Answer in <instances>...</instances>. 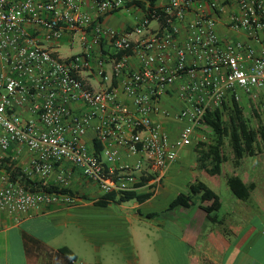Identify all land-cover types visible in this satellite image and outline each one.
I'll list each match as a JSON object with an SVG mask.
<instances>
[{
	"label": "built area",
	"instance_id": "1",
	"mask_svg": "<svg viewBox=\"0 0 264 264\" xmlns=\"http://www.w3.org/2000/svg\"><path fill=\"white\" fill-rule=\"evenodd\" d=\"M228 6V29L257 48L219 36ZM129 9L140 13L129 29L103 24ZM173 88L171 110L162 104ZM262 88L264 0H0V158L26 151L24 174L59 190L79 172L104 195L155 194L208 111ZM163 119L179 125L169 132ZM79 201L0 168V228Z\"/></svg>",
	"mask_w": 264,
	"mask_h": 264
},
{
	"label": "crops",
	"instance_id": "2",
	"mask_svg": "<svg viewBox=\"0 0 264 264\" xmlns=\"http://www.w3.org/2000/svg\"><path fill=\"white\" fill-rule=\"evenodd\" d=\"M155 2L161 5L167 0ZM232 8L228 6L218 18L219 36L257 48L244 34L228 29L227 16ZM122 12L130 14L133 22L122 25L121 31L129 29L140 16L137 9ZM114 15L103 19L106 27L112 28L109 21ZM237 95L250 125L259 132L255 154L243 157L239 164L234 165L230 152V155L226 154L228 161L222 165L221 174L211 176L204 170H196L193 150L186 148L192 154L189 170L198 172L201 178L207 175L213 179L212 185L203 183L220 200L219 210L213 213L215 221H210L198 206L168 210L170 202L180 193L167 201H164L163 194L169 188L179 186L181 178L189 171L179 167L180 155L165 171L158 191L144 203L137 202L131 206L133 216L128 213L126 218L109 212L111 204L116 202H109L106 206L96 204L104 194L75 172L70 186V190L80 198L75 206L45 207L20 222L3 218L0 264H264V88L253 96L243 91H237ZM178 103L176 88H173L162 105L173 110ZM258 110L261 117L256 120L253 115ZM162 121L169 132L179 125L168 119ZM199 134L200 128L195 130V140ZM86 142L98 151L101 148L95 143L92 132L87 134ZM11 150L13 155L16 154L13 148ZM136 160V156L128 159L131 163ZM17 162L22 168L27 165L26 151L18 154ZM230 176L239 177L243 184L253 186L246 199H237L231 193L226 184ZM219 179L224 180L227 191L231 193L225 200L219 193ZM194 182L186 181L183 185L187 190ZM159 201H163L161 209L146 213L140 211L142 205ZM117 204L121 206L122 203ZM147 214L154 215L146 217ZM143 218L149 220L147 229H141L137 223V219ZM122 241L123 251L120 249Z\"/></svg>",
	"mask_w": 264,
	"mask_h": 264
},
{
	"label": "trees",
	"instance_id": "3",
	"mask_svg": "<svg viewBox=\"0 0 264 264\" xmlns=\"http://www.w3.org/2000/svg\"><path fill=\"white\" fill-rule=\"evenodd\" d=\"M151 5H153V1H151ZM139 6L145 11L143 5L139 4ZM253 117L256 120L260 119L259 110L254 112ZM203 127L210 130L212 140L208 144L196 140L195 153L198 155L196 162L200 170H204L211 176L220 175L222 165L228 161V156L225 153L226 144L233 154L234 165L239 164L243 157L253 156L256 152L259 132L250 125L244 108L233 96H228L218 108L205 114ZM12 156L13 151L10 148L6 152V156L0 158V168L7 171L12 180H18L32 191H61L74 197L77 196L70 189L59 190L51 184L28 178L17 160L12 159ZM226 184L237 199H246L253 188L252 185L243 184L239 177L233 176L227 178ZM151 196L152 194L149 192L110 193L103 195L100 200L96 201V204L106 206L109 202L124 203L130 200H135L141 204L150 199ZM193 206H198L206 213L210 221H215L213 213L219 210L220 200L206 184L197 180L188 186L185 193H180L170 202L168 210L176 207L190 208ZM153 215L147 214L146 217H152Z\"/></svg>",
	"mask_w": 264,
	"mask_h": 264
},
{
	"label": "rangeland",
	"instance_id": "4",
	"mask_svg": "<svg viewBox=\"0 0 264 264\" xmlns=\"http://www.w3.org/2000/svg\"><path fill=\"white\" fill-rule=\"evenodd\" d=\"M133 22V19L132 17L130 16V14L126 13V12H122V13H117L115 14L111 20L109 21V26H111L112 28L114 29H118V31H121L120 28L121 26H125V24L127 23H132ZM68 49L66 47V45L64 46L63 48V53H67ZM98 85L94 82V87H97ZM247 116H249L247 114ZM200 137H198L197 140L203 142V143H210L211 140H212V134L210 132L209 129H207L206 127H201L200 128ZM195 144H196V140L193 141L192 145L190 147H188V149L190 148V150L192 149V153L194 155V159H197V154L195 153ZM230 149L228 146H225V153L230 155ZM192 154L188 153V150L187 149H184L181 153H180V165L179 167L184 169V170H189V159H190V156ZM196 163V164H195ZM193 166H195L196 170H199L198 166H197V162L194 161V164ZM182 180V183L179 184V186H177L176 188L174 189H177V190H174L172 188H169L167 191H165V193L163 194V196L165 197V200L164 201H167V200H171L175 194L177 193H185L187 190L186 188L184 187V182L186 181H196V180H199L201 182H205L209 185H212L213 184V179H211L210 176H203L202 178L199 177L198 175V172L196 171H187L186 174H184L183 178H181ZM180 182V181H179ZM219 193L222 197V199H226L228 196L231 195L230 191H227L226 189V186H225V183H224V180L222 179H219ZM162 202L163 201H159V203H156V202H153V203H147L145 205H142L140 207V211H142L143 213H146V212H150V211H153V210H159L161 209V207H163L164 205H162ZM137 202L135 200H130V201H127V202H124L120 205H118L117 203H112L111 204V209L109 210V212H115L116 214L120 215L121 217H128L127 214L129 213L131 216H133V211L130 209L131 206H133L134 204H136ZM161 203V204H160ZM137 223L138 225L141 226V229H147V227H149V220L148 219H137ZM127 229V228H126ZM122 236L124 235V229L122 228ZM145 231V230H143ZM160 232H158L159 234ZM157 234V233H155ZM160 242V241H159ZM157 245H159V243L156 242ZM159 248V247H158ZM121 251H123L125 249V246H124V243L122 241V245L120 247Z\"/></svg>",
	"mask_w": 264,
	"mask_h": 264
}]
</instances>
